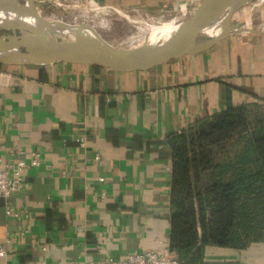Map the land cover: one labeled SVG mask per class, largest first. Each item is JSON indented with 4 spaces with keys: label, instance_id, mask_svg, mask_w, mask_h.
<instances>
[{
    "label": "crops",
    "instance_id": "obj_1",
    "mask_svg": "<svg viewBox=\"0 0 264 264\" xmlns=\"http://www.w3.org/2000/svg\"><path fill=\"white\" fill-rule=\"evenodd\" d=\"M91 1L160 15L189 0ZM254 28L147 70L0 61V170L40 161L24 170L25 188L0 198V243L10 238L0 264H107L170 248L167 138L264 99V23ZM182 264H264V231L242 248L199 245Z\"/></svg>",
    "mask_w": 264,
    "mask_h": 264
},
{
    "label": "trees",
    "instance_id": "obj_2",
    "mask_svg": "<svg viewBox=\"0 0 264 264\" xmlns=\"http://www.w3.org/2000/svg\"><path fill=\"white\" fill-rule=\"evenodd\" d=\"M260 100L200 118L167 138L170 243L181 263L199 245L242 248L264 231V112L252 120L254 108L264 107ZM236 143L240 152L226 156Z\"/></svg>",
    "mask_w": 264,
    "mask_h": 264
},
{
    "label": "water",
    "instance_id": "obj_3",
    "mask_svg": "<svg viewBox=\"0 0 264 264\" xmlns=\"http://www.w3.org/2000/svg\"><path fill=\"white\" fill-rule=\"evenodd\" d=\"M249 1L251 0H204L192 17L180 22L183 26H180L177 34L157 46L143 44L136 49L122 48L103 41L62 42L53 39L46 34L49 22L36 11L35 19L39 21L36 27L22 22L17 16L12 25H8V21L0 23V31H4L0 34V52L14 53L11 57L0 55V61L46 65L61 60L110 66L126 71L147 70L168 59L202 51L228 35L229 31L212 40H196L198 31L220 10L236 3L244 5ZM170 249L172 250V246Z\"/></svg>",
    "mask_w": 264,
    "mask_h": 264
},
{
    "label": "rangeland",
    "instance_id": "obj_4",
    "mask_svg": "<svg viewBox=\"0 0 264 264\" xmlns=\"http://www.w3.org/2000/svg\"><path fill=\"white\" fill-rule=\"evenodd\" d=\"M203 1L204 0H189L187 3L180 6L179 10L176 9L172 11L171 14L167 13L160 15H152L141 10L140 11L123 10L122 13H119L116 10L118 8L115 9L112 7H103L100 4L94 5L91 4V0H57L56 2L47 3L45 5L43 4H35V5L39 14L43 18H45L51 25H53L54 28H56L55 25L57 24L56 25L57 30H54L53 33L57 36V39L62 42H70L74 40L79 41V39L84 40L83 32L75 28H70L76 32L77 34L76 36L73 32L69 30L58 29L59 26L65 24H70V25L87 24L91 26L93 24L92 27L94 28L95 31L99 33L100 37H102L101 40L103 42L122 48L127 47L131 49H136L140 47L138 45H141L144 42L140 34L142 28L146 29L149 28L151 25L159 24L169 19L173 20L174 22L177 20L176 23L180 24V22L189 19L196 13ZM19 2L22 4L26 3L25 0H19ZM239 8L236 9L233 12L234 14L231 15L230 26L232 27H230L229 32L248 31L251 29H255L254 27L256 25H260L261 23H264V9H263L264 0H251L245 3L244 5L240 6ZM89 9L90 11H87ZM96 9L98 10L96 11ZM83 11H85V13ZM3 32L4 31H0V34H2ZM134 33L136 34V36ZM137 35L141 36L140 37L141 40L138 39L139 41H137L136 39V37H138ZM203 40H205V38L198 39L199 42ZM162 42L163 39H160V43ZM171 59H175V58H171ZM259 102H261L260 99L250 102H244V103H259ZM255 110L256 108H254V112L252 114L253 122L255 116H257V113L264 112V107L258 108V111ZM256 122L253 123L254 124L252 125L253 127H256L257 124ZM240 149H241L240 144L237 143L232 144L231 146L228 147L227 151L225 152V155L228 157H232L233 155H235L236 152H240Z\"/></svg>",
    "mask_w": 264,
    "mask_h": 264
},
{
    "label": "bare ground",
    "instance_id": "obj_5",
    "mask_svg": "<svg viewBox=\"0 0 264 264\" xmlns=\"http://www.w3.org/2000/svg\"><path fill=\"white\" fill-rule=\"evenodd\" d=\"M35 4L36 3L33 2V0H28L24 4L20 3L19 0H0V23H2V22L7 23V21H8V22H10V23H8V25H12L13 24L12 22H14L13 20L18 17L19 20H21L22 22H25V23L31 25L32 27H36V25L39 24V21L35 19V17H36L35 12L37 11ZM242 5H243V3H236L233 5H230L227 8H224L223 10H220L215 16H213V18L210 20V22L206 23V25L203 26L198 31V33L196 34V40L200 39V38L212 40L216 37H219V36H222L223 34H226L229 31L230 27H232V26H230L231 15L234 14L233 12ZM81 8H82V6H81ZM97 10L98 9H96V11ZM116 10L119 13L123 12V10H121V9H116ZM87 11H90V9ZM83 12L85 13V11H83ZM84 13H82V14H84ZM127 17H128V15H127ZM77 19H78V17H77ZM146 19H148V18H146ZM137 20H138V17H137ZM57 21H59V20H57ZM176 21L174 22L173 20L169 19V20L163 21L159 24L151 25L149 28H146V29L142 28L141 33L139 32L142 37L137 35L138 37H136V39H137V41H139V40H141L140 39V37H141V38H143V41H144L143 44H148L151 46H157V45L161 44L160 39H163V41H165L170 36L178 33L177 30H179L180 26H183V23L177 24ZM133 22H134V20H133ZM85 23H87V22H85ZM56 25H55L56 28H54L53 25L48 23L49 27L46 29V34H48V36L52 37L53 39H57V36L53 33L54 30H57ZM92 25L89 26L87 24L86 25L65 24V25L59 26L58 29L69 30V31L73 32L76 36H77L76 32L70 28H75L77 30H81L83 32V39L84 40L79 39V41H102L101 40L102 37H100L99 33L94 30ZM135 36H136V34H135ZM130 39H131V37H130ZM132 41H135V40H132ZM143 44H141V45H143ZM141 45H138V46H141ZM133 47H134V45H133ZM13 54L14 53L12 51L0 52L1 56H7V57H11ZM143 54L144 53H141V55H143Z\"/></svg>",
    "mask_w": 264,
    "mask_h": 264
},
{
    "label": "built area",
    "instance_id": "obj_6",
    "mask_svg": "<svg viewBox=\"0 0 264 264\" xmlns=\"http://www.w3.org/2000/svg\"><path fill=\"white\" fill-rule=\"evenodd\" d=\"M91 4H97L91 1ZM85 145V138L79 139ZM99 158V155L97 156ZM40 163L39 154L35 153L30 163L19 160L15 164H9L4 170H0V198L9 200L16 192L27 186L24 177V170L28 166H36ZM6 213L10 216H17L10 204L6 206ZM10 243V238H6L4 243H0V259L8 257L6 245ZM76 264H95L92 260L78 261ZM107 264H182L168 246L159 249L134 250L129 252L125 259L109 258Z\"/></svg>",
    "mask_w": 264,
    "mask_h": 264
}]
</instances>
